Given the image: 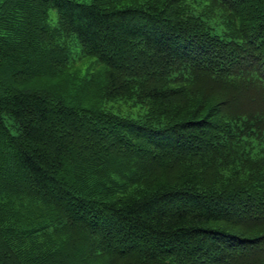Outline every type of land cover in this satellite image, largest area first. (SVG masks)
Listing matches in <instances>:
<instances>
[{
	"label": "trees",
	"instance_id": "16d2710c",
	"mask_svg": "<svg viewBox=\"0 0 264 264\" xmlns=\"http://www.w3.org/2000/svg\"><path fill=\"white\" fill-rule=\"evenodd\" d=\"M0 264H264V0H0Z\"/></svg>",
	"mask_w": 264,
	"mask_h": 264
},
{
	"label": "rangeland",
	"instance_id": "374dc122",
	"mask_svg": "<svg viewBox=\"0 0 264 264\" xmlns=\"http://www.w3.org/2000/svg\"><path fill=\"white\" fill-rule=\"evenodd\" d=\"M84 2H89L90 0H79ZM50 15L52 22L55 23V11L50 10ZM82 60H78L77 64H81ZM99 68V65H95L94 69ZM77 89V88H76ZM71 94H77V95H85V91L75 90L74 88L71 89ZM84 106H89L90 101H82ZM99 105H101L103 108L108 109L114 113L123 115V116H130V117H138L141 116L144 112V108H141L139 105H133L131 101L122 99V98H114L110 100H104L98 102Z\"/></svg>",
	"mask_w": 264,
	"mask_h": 264
}]
</instances>
